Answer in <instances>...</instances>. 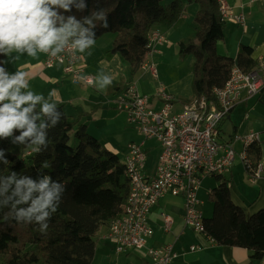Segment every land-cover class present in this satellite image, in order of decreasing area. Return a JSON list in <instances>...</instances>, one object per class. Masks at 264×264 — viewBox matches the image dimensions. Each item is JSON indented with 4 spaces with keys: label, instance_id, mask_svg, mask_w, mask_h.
<instances>
[{
    "label": "trees",
    "instance_id": "obj_1",
    "mask_svg": "<svg viewBox=\"0 0 264 264\" xmlns=\"http://www.w3.org/2000/svg\"><path fill=\"white\" fill-rule=\"evenodd\" d=\"M190 1L200 6L195 18L196 34L193 39L179 43L178 53L181 58L187 55L195 58L191 84L194 99L214 100V89L225 86L235 66L248 73L258 62L252 58L253 50L245 46L240 48L236 60L219 55L217 44L225 36L219 1ZM84 3L83 11L73 7L70 13L61 10L62 14L83 21L94 12L105 11L109 27L105 29L103 22L94 21L96 39L115 34L111 52L121 55L132 76L146 61L148 36L154 25H172L183 12L182 0H173L168 5H164V0H84ZM4 60L5 55L0 53L3 61L0 67L5 68ZM260 101L264 104V90ZM57 110L63 116L57 126L47 130L46 150L31 152L23 158L14 149V145L20 144L14 142L21 135L19 130L12 137L0 139V151L4 153L0 157V176L15 172L18 178L37 179L43 174L65 186L59 208L44 234L38 231L39 225L6 220L4 216L11 206L0 205V264H92L100 229L109 227L126 204L130 184L119 157L88 132L87 125L81 122L86 114L73 118L62 106ZM72 139L77 141L76 146H71ZM248 157L253 165L260 163L259 143L248 148ZM4 160L9 163L5 165ZM216 180L219 185L209 195L214 204L213 216L204 220L206 235L217 245L247 249L251 261L263 260L264 209L247 216L231 199L230 180L224 176Z\"/></svg>",
    "mask_w": 264,
    "mask_h": 264
},
{
    "label": "crops",
    "instance_id": "obj_2",
    "mask_svg": "<svg viewBox=\"0 0 264 264\" xmlns=\"http://www.w3.org/2000/svg\"><path fill=\"white\" fill-rule=\"evenodd\" d=\"M218 1L227 2L235 15L242 14L245 19L244 24L225 23L224 39L217 44L218 54L236 60L240 48L245 46L253 50L252 58L259 63L261 59H264V0ZM165 2L169 1L165 0ZM182 8V15L174 24L154 25L151 31H158L166 42L161 45L155 44L154 51L146 57V61L156 66L155 63L162 60V64L169 68V62L165 57L172 53L173 58L179 64V43L195 37L197 28L195 18L200 6L190 0H182ZM114 40L115 34H104L96 39L93 48L85 53H79L82 75L93 79L91 85L84 82L75 83L73 74L65 73L64 67L61 65L46 68L44 61L47 54L45 53L38 52L37 57L33 58L29 57L27 53L20 55L13 52L11 53V62L5 55V70L9 74H14L17 69L25 71L28 74L29 83L27 90L42 94L46 100L49 92L56 89L58 106H62L67 115L73 118L86 114L81 122L87 125L88 132L99 141L107 135L106 130H110L106 118L110 119L121 114H117L122 111L117 109L116 100L122 90L131 84H136L142 95L152 97V100L154 99L152 104L156 108L162 106L158 98L155 97L161 91L174 97L177 111L181 109L182 105L194 100L191 87L193 72L184 73L173 82L161 83L153 80L161 79L160 73L155 78L149 70L141 69L137 73L142 74L141 78L135 80L134 77L129 80L126 76L129 72L128 64L120 54L111 52ZM17 56H19V60L15 59ZM103 71L113 76V82L106 90L100 91L95 87L94 82L95 77ZM147 86L150 87L149 91H145ZM261 95L262 93L238 104L231 111L229 118L222 123L221 131L222 138L225 140H229L235 135L259 134L260 164L264 168V104L260 101ZM227 124H229L228 128ZM104 146L115 153L122 163L124 162L127 150L126 153L121 154L110 143H106ZM235 148L241 152L242 143L236 142ZM224 177L230 180L233 203L239 206L247 216H252L264 209V178L251 183L239 158L236 159L230 173ZM216 178L205 179L197 192L199 209L202 211L204 219H210L213 216L214 204L209 201V195L219 185ZM184 209L185 200L172 195L164 197L152 209L149 225L154 233L148 241V247L161 248L164 245L173 244L179 254L173 264H264V259L251 261V253L245 248L217 245L212 240H208L205 236L186 227L183 219ZM163 214L173 218L174 223L170 231L164 229ZM108 228L106 227L105 234L98 237L92 264H151L145 250L117 253L114 246L105 239ZM191 246H198L201 250L193 252L190 249Z\"/></svg>",
    "mask_w": 264,
    "mask_h": 264
},
{
    "label": "built area",
    "instance_id": "obj_3",
    "mask_svg": "<svg viewBox=\"0 0 264 264\" xmlns=\"http://www.w3.org/2000/svg\"><path fill=\"white\" fill-rule=\"evenodd\" d=\"M221 20L224 23L244 24L242 14L235 15L232 7L225 1L219 2ZM166 41L158 31L148 36L150 55L155 44ZM81 56L79 52H64L58 58L48 55L44 61L46 68L64 66L65 73L73 74L75 82L93 84V79H81L82 69L75 70ZM142 69L149 70L158 77L156 66L149 61ZM264 90V59L248 73L237 66L232 69L231 77L223 88L214 89V100L205 97L191 100L175 109L174 97L161 91L155 97L162 104L156 108L152 97L142 95L136 84H131L118 95L117 109L126 113L129 125L141 136V141L131 142L124 159V176L130 184L129 195L123 211L107 229L105 239L117 253L145 250L151 264H173L179 257L173 244L161 248L148 247L153 236L149 225L152 209L164 197L172 195L185 200L184 223L186 227L205 236L204 216L199 209L197 192L207 178L225 176L230 173L237 158L254 183L264 178V168L259 163L253 165L248 157V148L260 143V136L250 133L247 136L235 135L229 140L222 138L221 125L230 116L231 111L248 98L259 96ZM154 97V98H155ZM157 141L161 153L153 170L147 169V144ZM241 142V152L235 143ZM165 231H170L174 223L170 215L163 214ZM191 251L201 250L191 246Z\"/></svg>",
    "mask_w": 264,
    "mask_h": 264
},
{
    "label": "clouds",
    "instance_id": "obj_4",
    "mask_svg": "<svg viewBox=\"0 0 264 264\" xmlns=\"http://www.w3.org/2000/svg\"><path fill=\"white\" fill-rule=\"evenodd\" d=\"M73 7L83 11L86 4L84 0H0V53L8 56L11 62L13 52L27 53L33 58L39 52L58 58L60 53L90 50L96 44L94 21L103 22L105 29L109 27L106 12H94L83 21L62 14L61 10L70 13ZM15 59L19 60V56ZM81 79L88 78L81 76ZM112 82L113 76L103 71L95 77L94 83L98 90L104 91ZM28 88L25 71L17 69L14 74H9L0 67V139L12 137L19 130L21 135L14 142L25 145V151L39 153L48 147L47 130L57 126L63 113L57 110L56 89L49 92L46 100L42 94ZM3 155L0 151V157ZM3 163L7 165L9 161ZM0 181V197H3L0 205L11 206L4 218L39 225L38 231L46 233L49 220L57 212L65 192L64 184L49 175L41 174L37 179L18 178L15 172L0 176Z\"/></svg>",
    "mask_w": 264,
    "mask_h": 264
},
{
    "label": "rangeland",
    "instance_id": "obj_5",
    "mask_svg": "<svg viewBox=\"0 0 264 264\" xmlns=\"http://www.w3.org/2000/svg\"><path fill=\"white\" fill-rule=\"evenodd\" d=\"M169 2H165L164 0V5H168L169 3L172 2V0H167ZM167 61L169 62V68L168 66H165V64H162V60L157 61L156 64V69L158 72V76L159 73L161 74V79L157 80V79H153L156 82H161V83H170L175 81L177 78H179L180 76H182L184 73L187 74L189 72H193V68H194V63H195V59L192 55H187L184 58H181L179 56V64H177V61L175 60V58H173V54H167L166 57ZM81 60V59H80ZM64 67V66H63ZM158 67V68H157ZM80 69V62L79 65L75 67V70ZM181 73V74H180ZM68 74V73H67ZM126 76L129 78V80L133 79L135 77V80L138 78H141L142 74H136L134 76H132L130 74V72H127ZM141 80V79H140ZM149 81V80H148ZM135 82V81H134ZM76 83V82H75ZM149 83L147 82V85ZM192 86V85H191ZM149 91L150 87L147 86V88H145V91ZM121 113L119 114V116L117 117H111L110 119L106 118V122H108V125L110 126V130H106L108 133L107 135H105L103 137V139H101L100 143L104 146V144L106 143H110L116 150H118V152L122 153H126L127 147L131 142H138L141 141V136L135 131V129H133L126 118V113L124 114V112H117ZM227 124V128H228ZM101 130V128H100ZM105 132V131H103ZM71 146H76L78 143L75 139H72L70 142ZM149 152L147 153V169L149 171L153 170L159 155L161 153V147L158 144L157 141H150L147 144V148H149ZM25 146L22 144H16L14 145V149L15 151L21 155L23 158H27L28 155L31 154V151H25ZM239 153V151H238ZM106 233V228L102 227L97 235V237L95 238V241L98 242V237L100 235H103ZM132 252H136L134 250H132Z\"/></svg>",
    "mask_w": 264,
    "mask_h": 264
}]
</instances>
